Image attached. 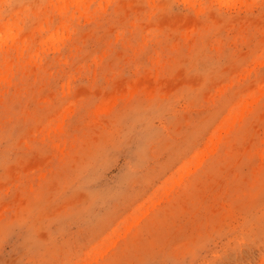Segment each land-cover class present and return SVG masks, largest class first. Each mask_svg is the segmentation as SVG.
Here are the masks:
<instances>
[{
    "label": "rangeland",
    "instance_id": "1",
    "mask_svg": "<svg viewBox=\"0 0 264 264\" xmlns=\"http://www.w3.org/2000/svg\"><path fill=\"white\" fill-rule=\"evenodd\" d=\"M0 264H264V0H0Z\"/></svg>",
    "mask_w": 264,
    "mask_h": 264
}]
</instances>
